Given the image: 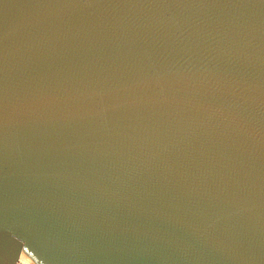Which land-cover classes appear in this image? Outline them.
Segmentation results:
<instances>
[{
  "label": "water",
  "instance_id": "95a60500",
  "mask_svg": "<svg viewBox=\"0 0 264 264\" xmlns=\"http://www.w3.org/2000/svg\"><path fill=\"white\" fill-rule=\"evenodd\" d=\"M264 264V0H0V264Z\"/></svg>",
  "mask_w": 264,
  "mask_h": 264
},
{
  "label": "bare ground",
  "instance_id": "6f19581e",
  "mask_svg": "<svg viewBox=\"0 0 264 264\" xmlns=\"http://www.w3.org/2000/svg\"><path fill=\"white\" fill-rule=\"evenodd\" d=\"M19 264H47L44 262L33 250L28 246H25L20 259Z\"/></svg>",
  "mask_w": 264,
  "mask_h": 264
}]
</instances>
